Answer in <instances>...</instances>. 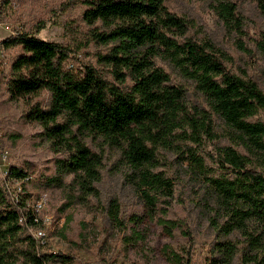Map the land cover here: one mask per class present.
Segmentation results:
<instances>
[{
  "label": "trees",
  "instance_id": "obj_1",
  "mask_svg": "<svg viewBox=\"0 0 264 264\" xmlns=\"http://www.w3.org/2000/svg\"><path fill=\"white\" fill-rule=\"evenodd\" d=\"M249 1L264 13V0ZM166 2L82 0L83 19L103 26L92 37L108 49L97 55L100 68L83 64L79 73L67 64L74 52L68 46L28 31L3 38L1 49H22L11 64L10 96L48 93V105H31L26 118L37 121L55 151L66 155L61 168L73 174L84 199L101 202L104 152L118 153L119 171L143 212L124 220L114 196L107 216L120 229L133 223L137 238L134 228L145 218L155 219L168 235L178 229L186 242L179 250L162 247L168 264H193L197 241L184 219L168 215L176 190L182 197L186 186H176L177 178L159 169L167 165L165 151L175 152L180 166L189 160L187 174L199 185L187 187L215 235L208 264H264V90L246 72L230 69L231 59L215 43L186 37L188 20L170 12ZM5 3L0 0V6ZM213 8L224 27L245 35L235 2L216 0ZM237 44L249 52L240 39ZM254 44L264 56L263 31L257 30ZM158 59L192 82L194 100ZM207 143L213 151L205 154L216 167L197 155ZM28 176L11 167L0 182V264H66L69 256L42 251L29 231L42 226L41 218L9 190L8 181Z\"/></svg>",
  "mask_w": 264,
  "mask_h": 264
},
{
  "label": "rangeland",
  "instance_id": "obj_2",
  "mask_svg": "<svg viewBox=\"0 0 264 264\" xmlns=\"http://www.w3.org/2000/svg\"><path fill=\"white\" fill-rule=\"evenodd\" d=\"M215 1L167 0L166 5L170 12L188 20L186 37L215 43L231 59L227 63L230 69L246 72L264 90V56L254 44L257 30L264 32V13L249 0H230L236 3L245 20V35L239 37L219 20L213 8ZM85 9L82 0H7L0 6V41L15 31L32 32L38 38L71 48L74 52L67 64L74 65L75 73L80 72L83 64L100 68L97 55L105 53L108 47L92 35L93 29L102 30L103 26L99 21L87 23L82 15ZM238 39L249 52L239 48ZM21 53L18 46L0 47V182L5 181L11 167L21 168L29 174L24 180L8 181V187L30 208L37 200H43V207L37 212L43 220L40 226L44 233L42 251L69 256L71 259L66 264H168L162 247L168 244L179 250L186 242L178 229L168 235L155 219L145 218L134 228L140 236L137 238L131 234L133 223L127 222L120 229L107 216L108 200L114 196L121 201L124 220L131 213L143 212L142 201L119 171L118 153L108 149L104 152L103 177L98 185L102 191L101 202H96L93 197L84 199L75 188L73 174H66L61 168L60 160L66 155L55 151L37 121L26 118L31 105H48V93L42 90L17 99L10 96L11 64ZM157 63L169 73L172 82L186 87L188 98L194 100L192 82L164 61L158 59ZM90 143L93 147L97 144ZM205 151H213L210 143L197 149V155L204 156L207 165L216 167ZM164 156L167 165L159 169L176 177L179 182L176 186H186V196L180 197L176 190L168 215L184 219L190 225L197 241L193 248V264H208L215 235L204 217L201 203L187 187L199 186L197 182H191L187 174L189 160L185 159L180 166L175 152L165 151Z\"/></svg>",
  "mask_w": 264,
  "mask_h": 264
},
{
  "label": "built area",
  "instance_id": "obj_3",
  "mask_svg": "<svg viewBox=\"0 0 264 264\" xmlns=\"http://www.w3.org/2000/svg\"><path fill=\"white\" fill-rule=\"evenodd\" d=\"M9 186V185H8ZM14 197H16V196H14ZM43 207V200H41V199H39V200H37L36 202H35V205L33 206V209H34V211L37 213V212H39L40 211V209ZM37 220V219H36ZM41 220H42V218H41ZM21 221H22V219H21ZM42 222H43V220H42ZM29 231H30V233L32 234V236L36 239V240H38V242L43 246V237H44V233H43V231L40 229V227H38V228H36V229H33V228H31V229H29Z\"/></svg>",
  "mask_w": 264,
  "mask_h": 264
}]
</instances>
